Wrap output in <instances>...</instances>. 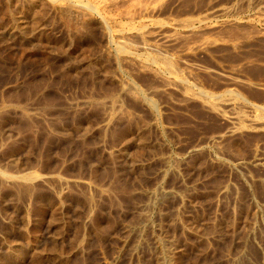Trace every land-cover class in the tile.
Returning a JSON list of instances; mask_svg holds the SVG:
<instances>
[{
	"label": "rangeland",
	"instance_id": "rangeland-1",
	"mask_svg": "<svg viewBox=\"0 0 264 264\" xmlns=\"http://www.w3.org/2000/svg\"><path fill=\"white\" fill-rule=\"evenodd\" d=\"M149 1L0 0V264H264V0Z\"/></svg>",
	"mask_w": 264,
	"mask_h": 264
},
{
	"label": "bare ground",
	"instance_id": "bare-ground-1",
	"mask_svg": "<svg viewBox=\"0 0 264 264\" xmlns=\"http://www.w3.org/2000/svg\"><path fill=\"white\" fill-rule=\"evenodd\" d=\"M150 1H151V0H150ZM150 1H149V2H150ZM156 1H157V0H156ZM156 1H155V2H156ZM142 2H143V1H142ZM144 2H145V1H144ZM155 2L151 1L148 5H146L147 3H145L144 6H141L140 8H138V7L136 6V9L138 8V9H139L138 11H139L140 13L143 12V13H146V14H147V13H149V14L151 13V14H152L155 10H157V9H156L157 6L154 5ZM152 3H153V4H152ZM156 3H157V2H156ZM156 3H155V4H156ZM80 4H81V3H80ZM84 4H85V3H83V5H84ZM84 6H85V5H84ZM90 7H92V6H90ZM158 7H160V6L158 5ZM231 8H232V7H231ZM223 10H224V9H223ZM133 11H134V10H133ZM136 11H137V10H136ZM138 11H137V12H138ZM230 11H231V9H230ZM131 12H132V10H131ZM223 12L227 14V12H229V10H227V8H226V10H224ZM143 13H142V14H143ZM229 13H230V12H229ZM134 14H135V13H134ZM132 15H133V14H132ZM130 17H131V16H130ZM176 25H177V24H176ZM182 25H183V26H182ZM181 26H182L184 29L188 30V31H192V32H193V30H194V27H193L192 21H191V23H185V22H184L183 24L180 25V27H181ZM182 27H181V28H182ZM141 32H142V31H141ZM151 33H152V32H151ZM142 37H143V36H142ZM166 38H168V37H167V36L164 37V39H166ZM165 64L167 65L168 68H172V67L170 66V64H171L170 62H169V63H168V62H165ZM167 67H166V68H167ZM168 68H167V69H168ZM169 70H171V69H168V71H169ZM229 95H230V94H229ZM227 96H228V95H227ZM204 97H205V96H204ZM207 98H208V97H207ZM211 99H212V98H211ZM215 99H216V98H215ZM257 107H258V106H257ZM258 108H261V107L259 106Z\"/></svg>",
	"mask_w": 264,
	"mask_h": 264
}]
</instances>
